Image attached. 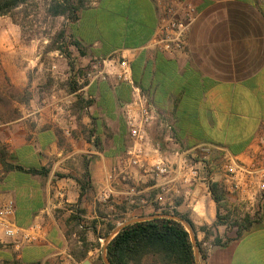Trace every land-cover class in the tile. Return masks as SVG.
<instances>
[{"label": "crops", "instance_id": "1", "mask_svg": "<svg viewBox=\"0 0 264 264\" xmlns=\"http://www.w3.org/2000/svg\"><path fill=\"white\" fill-rule=\"evenodd\" d=\"M165 4L178 11L190 6L195 13L184 50L171 56L155 48ZM71 27L85 50L83 64L116 55L139 65L141 94L154 113L148 138L175 166L177 155L202 149L219 162H246L264 143V2L90 0ZM29 54L22 50L20 57L38 75L30 83L27 68L5 67L11 82L27 87L28 95L16 119L0 126L9 166L6 171L0 164V206L13 201L16 222L24 229L38 226L42 239L19 245L0 237V264H95L98 259L104 264L106 245L123 227L155 209L159 213L154 196L166 182L137 168L120 173L119 160L130 144L122 106L131 91L123 95V84L113 79L92 83L63 112L64 101L50 94L56 82L44 87L40 55ZM66 124L70 136L62 132ZM211 154V167L190 189L172 175L167 206L193 225L185 229L195 264H264V195L257 200L261 221L239 239L214 246L223 227L204 239L200 229L216 221L207 185L221 177ZM86 173L90 187L80 196L78 182ZM186 190L188 196H182ZM77 221L84 240L77 235Z\"/></svg>", "mask_w": 264, "mask_h": 264}, {"label": "built area", "instance_id": "2", "mask_svg": "<svg viewBox=\"0 0 264 264\" xmlns=\"http://www.w3.org/2000/svg\"><path fill=\"white\" fill-rule=\"evenodd\" d=\"M260 1L264 2V0ZM160 11L155 48L162 55L171 56L184 50L185 35L194 20L195 13L190 6L178 11L169 4H165ZM55 70L56 66L53 65L50 72ZM109 79L127 85L131 90L130 101L122 106V121L130 144L119 160L120 173L137 168L154 179L165 180L166 184L158 187L159 191L154 196V203L160 207L158 212L173 211L167 206L165 198L170 192L168 185L174 182L172 175H176L179 186L190 189L198 181L201 173L211 167L210 152L202 149L199 153L187 152L177 155L180 158L178 166H175L168 156L160 153L159 146L152 144L147 134V129L154 120L152 107L141 94L140 89L133 84L129 62L120 56L94 57L84 64L75 66L69 74L68 81L77 90L64 99L65 107H61V110L67 111L68 105L71 104L70 100L76 98L87 86L96 82H107ZM62 132L65 136H70L67 124ZM114 173L118 174L117 170H114ZM220 173V180L215 182L221 184L229 196L252 208H257V200L264 195V143L246 162L223 160ZM188 191L186 190L182 196L187 197ZM176 193L180 195L178 191ZM140 202V205L146 204L145 201ZM40 232L38 226L24 229L16 225L13 201H7L0 206V236L4 239L19 245L33 244L42 239Z\"/></svg>", "mask_w": 264, "mask_h": 264}, {"label": "trees", "instance_id": "3", "mask_svg": "<svg viewBox=\"0 0 264 264\" xmlns=\"http://www.w3.org/2000/svg\"><path fill=\"white\" fill-rule=\"evenodd\" d=\"M31 0H0V17L7 16L15 21V14L22 10L23 7ZM88 0H50L47 8V14L53 18H63L69 25L70 35L68 36L69 43L65 41V32L61 30L55 46V43H50L47 52L58 51L63 54L68 60L69 46L80 52L81 56L84 53L81 51V44L71 34L73 28L71 24L76 23L83 11L87 8ZM68 67L72 68L71 62H68ZM138 64L130 65L133 84L141 91L142 84H139L137 78ZM123 95H130V87L124 85ZM75 86L69 87V92H75ZM121 94H117L119 98ZM122 97V96H121ZM129 99V98H128ZM126 99L128 103L129 100ZM7 153L5 149L0 150V164L7 171L9 166L6 163ZM80 187V196L84 190L89 189V176L86 173L83 181L78 182ZM211 199L216 205V221L210 228L202 227L200 230L204 233V239L217 233L218 227H223L226 230L235 228L233 238L226 235L216 236L213 245L224 246L228 243L239 239L244 232L251 229L254 224L261 221L259 212H255L253 216H245L238 220L233 217L229 210L226 209V195H228L221 184L215 181H209L207 185ZM151 214L156 218L135 222L123 227L106 245L105 254L110 264H195L193 246L190 242L189 234L185 227L193 229V225L184 217L178 216L175 211H162L158 214ZM16 215V214H15ZM16 217V216H15ZM170 217H179V220H174ZM16 219V218H15ZM81 221H77L80 231L78 237L84 240L83 226ZM15 223L18 227H23L18 222ZM111 228L109 227L108 230ZM215 233V234H216ZM94 247V246H93Z\"/></svg>", "mask_w": 264, "mask_h": 264}, {"label": "rangeland", "instance_id": "4", "mask_svg": "<svg viewBox=\"0 0 264 264\" xmlns=\"http://www.w3.org/2000/svg\"><path fill=\"white\" fill-rule=\"evenodd\" d=\"M49 2L50 0H31L22 10L17 11L14 16L15 21L7 16L0 17V126L16 119L18 108L21 104L27 103L28 95L27 87L19 89L11 82L5 67L10 65L17 67L16 69L20 67L27 68L25 76L28 83L38 78V75L33 72V64L30 61L21 59L22 50L30 53L31 58H34L35 54L40 55L38 60L39 63H42L40 80L43 81L44 87L50 86L51 89L52 85L50 83L56 82L55 87L51 90V97L55 99L59 97L58 99L64 101L67 96L72 94V92H69V87L73 86L68 81L69 74L75 66L80 65V63L83 64V56L71 46L68 48L70 55L68 60L58 51L47 52L50 43L54 42L55 46L60 45L56 41L61 30L65 32L66 43H69L68 36L70 35L67 21L63 18L48 16L47 8ZM81 51L85 54L83 48ZM51 52L55 55L50 56ZM68 62H71L72 68L68 67ZM53 65L56 66V70L50 72ZM49 81L52 82L49 83ZM68 106L70 107V105ZM1 149L3 148L0 146ZM212 155H210V159H212L219 173L220 163L222 162H219V159ZM226 209L238 220L243 219L247 215L253 216L258 211L257 208H252L248 204L239 202L229 195H226ZM235 231V228H230L229 230L224 228L221 236L226 235L229 238H233ZM95 264H103V261L98 259Z\"/></svg>", "mask_w": 264, "mask_h": 264}, {"label": "water", "instance_id": "5", "mask_svg": "<svg viewBox=\"0 0 264 264\" xmlns=\"http://www.w3.org/2000/svg\"><path fill=\"white\" fill-rule=\"evenodd\" d=\"M154 218H156V216H149V217H145V218H141V219H139L138 222H141V221H147V220H151V219H154ZM170 218H172V219H174V220H177V221L179 220V219L176 218V217H170ZM84 264H88V263L85 262ZM104 264H110L109 261L107 260V258L104 259Z\"/></svg>", "mask_w": 264, "mask_h": 264}]
</instances>
